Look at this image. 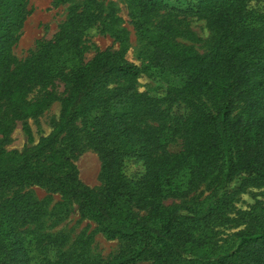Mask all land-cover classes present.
I'll use <instances>...</instances> for the list:
<instances>
[{
  "label": "trees",
  "instance_id": "trees-1",
  "mask_svg": "<svg viewBox=\"0 0 264 264\" xmlns=\"http://www.w3.org/2000/svg\"><path fill=\"white\" fill-rule=\"evenodd\" d=\"M190 1L191 12L210 22L208 54L173 41L170 25L152 21L165 0L131 1L137 30L171 60V73L183 77L180 87L156 97L135 89L141 70L120 52L105 49L82 61L79 42L90 19L89 0L51 39L39 42L29 59L13 65L11 46L26 18V0H0V138L5 140L15 119L36 116L49 104L54 96L46 88L56 79L68 86L51 130L0 159V190L47 185L73 200L105 238L123 243L118 254L90 264H264V229L237 232L231 245L219 249L209 225L228 219L238 193L264 186V0ZM37 85L43 93L28 98ZM202 92L221 101L216 111L191 99ZM234 97L244 110L232 118ZM22 129L28 135L25 122ZM176 138L180 149L172 152L167 147ZM85 145L99 158L101 191L84 184L73 164L72 156ZM126 158L142 164L138 176L125 173ZM204 181L211 197L204 214L192 201L163 203L170 196L187 197ZM44 213L41 202L19 191L0 201V264H35L28 226ZM72 258L63 252L45 264H89Z\"/></svg>",
  "mask_w": 264,
  "mask_h": 264
},
{
  "label": "rangeland",
  "instance_id": "rangeland-1",
  "mask_svg": "<svg viewBox=\"0 0 264 264\" xmlns=\"http://www.w3.org/2000/svg\"><path fill=\"white\" fill-rule=\"evenodd\" d=\"M87 1L67 0L65 3H56L55 0H26V18L17 40L11 46L13 65L29 59L38 43L51 39L65 27L68 16L75 9L81 10ZM131 1L89 0L86 14L90 15V19L80 26L82 36L79 47L82 50V61L88 62L98 51L105 49L120 52L141 70L140 76L134 81L135 89L162 97L169 87H180L183 77L178 73H171L174 71L171 60L160 55L149 39L137 30L129 14L132 10ZM165 3L164 8L154 13L152 21H162L170 25L169 37L173 41L191 46L202 55L208 54L213 34L209 20L191 12L194 5L190 0H165ZM151 66L153 67L150 70ZM46 89L54 96L49 104L36 116L15 119L5 140L0 138V159L31 147L56 123L61 100L67 94L68 86L63 80L56 79ZM42 93L43 90L37 85L30 90L28 98H37ZM191 99L213 112L221 105V101L215 100L206 92L195 94ZM243 110V102L234 97L230 117L241 116ZM179 112L182 110L174 111L175 114ZM23 122L27 124L28 135L23 132ZM77 127H80L79 122ZM76 135L83 137L81 131H77ZM180 143V138H176L167 148L176 152L180 149ZM72 161L79 179L94 190L101 191L100 161L97 154L85 145L83 150L72 156ZM124 171L128 176L136 177L143 171V166L133 158H126ZM14 191L28 194L41 202L44 208V216L28 226L31 241L27 246L32 263L45 264L48 259L64 252L67 256L72 255L73 260L78 257L90 264L94 261H105L123 250L124 245L120 240L105 238L93 221L79 214L73 200L61 198L49 186L32 182L3 189L0 190V201ZM189 201L197 204L200 213H205L211 202L210 187L206 181L193 187L187 197L170 196L163 203L167 206ZM227 216L228 219L222 223H209L215 232L211 239L215 248H227L235 241L237 232L264 229V186L250 185L238 193Z\"/></svg>",
  "mask_w": 264,
  "mask_h": 264
}]
</instances>
